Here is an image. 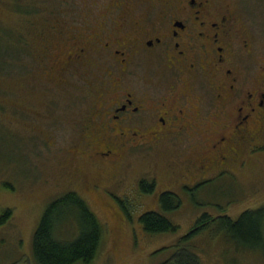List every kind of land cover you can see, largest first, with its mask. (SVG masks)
I'll list each match as a JSON object with an SVG mask.
<instances>
[{
  "label": "flooded vegetation",
  "instance_id": "obj_1",
  "mask_svg": "<svg viewBox=\"0 0 264 264\" xmlns=\"http://www.w3.org/2000/svg\"><path fill=\"white\" fill-rule=\"evenodd\" d=\"M257 2L264 5V0L68 4L86 9L87 16L79 15L73 25L60 18L43 46L46 57L56 58L48 66L50 84L77 87L81 78L89 85L82 136L72 152L86 161L113 158L108 179L114 181L131 151L147 142L154 149L173 141L183 166L168 164L172 177L159 196L174 193L173 184L188 192L220 176L237 180L240 169L264 152V59L258 56L264 23L258 21ZM153 182L158 187V173ZM69 187L113 195L98 184L83 191Z\"/></svg>",
  "mask_w": 264,
  "mask_h": 264
},
{
  "label": "rangeland",
  "instance_id": "obj_2",
  "mask_svg": "<svg viewBox=\"0 0 264 264\" xmlns=\"http://www.w3.org/2000/svg\"><path fill=\"white\" fill-rule=\"evenodd\" d=\"M5 1L0 0V3L9 10ZM57 1L45 2V6L36 10L38 12L27 20L20 17V21L12 18L16 17L13 12L10 17L0 6V23L5 30L11 27L32 39L29 46L37 49L38 54L40 39L39 35H34L55 29L53 21L48 19L56 16L57 7L62 12L59 19L64 17L70 25L76 23L74 19L79 15L87 16L86 9L67 6L73 1L87 0H62L56 7ZM99 1L107 3L108 0ZM257 13L258 21L264 23V5L258 2ZM258 44V56L264 59V39ZM52 52L56 53L54 49ZM50 56L45 59L47 66L56 62V58ZM27 58L22 61L24 68L18 67L16 74L0 75L5 76L0 78V215L4 210L12 211L8 223L0 226V264H34L36 229L49 204L70 191L69 185L77 189L80 185L83 191L85 185L98 184L103 186L102 190L109 187L110 193L113 192L112 196L98 188L82 192L105 228L102 247L92 264H160L173 256L178 238L189 232L204 214L213 218L228 215L235 220L246 210L264 206L263 152L258 154L257 160L252 162L251 159L240 169L237 180L220 176L188 192L173 184L172 190L182 203L165 216L177 226V231L147 234L139 217L151 210L162 212L158 191L168 188L167 178L172 177L168 164H174L178 170L179 165L183 166L176 157L179 146L169 141L149 149V143H144L122 160L123 169L110 181L108 172L113 158L105 162L86 161L80 153L72 152L82 136L85 124L82 113L91 100L87 97L89 85L77 78V87L71 84L56 87L50 84L44 67L31 61L27 63ZM156 74L149 72L151 77ZM194 145L189 144L190 149ZM154 173L159 177L155 195L142 193L139 183L144 178L151 180ZM121 200L127 211L119 206ZM200 244L205 249L200 255L203 264H225L229 258H237L239 264L255 263L252 252L233 254L222 239L207 236Z\"/></svg>",
  "mask_w": 264,
  "mask_h": 264
},
{
  "label": "trees",
  "instance_id": "obj_3",
  "mask_svg": "<svg viewBox=\"0 0 264 264\" xmlns=\"http://www.w3.org/2000/svg\"><path fill=\"white\" fill-rule=\"evenodd\" d=\"M45 2L49 0H6L5 4L9 10L1 3L0 6L10 13V17L13 12L16 17L12 18L20 21V17L27 20L30 15L38 12L36 10L45 6ZM61 2L62 0H58L56 7ZM56 11V16L48 19L53 21L52 23L60 20L59 16L62 12L59 7ZM37 35L40 39L38 54L37 49L29 46V41L32 39L29 40L20 30L13 31L11 27L5 30V26L0 23V75L16 74L18 67L24 68L22 61L26 57H28L27 63L29 61L38 63L39 66L44 67L43 70L47 75L50 74L52 69H48L46 65L43 46L44 42L50 39L47 38L49 32L47 30L43 34L38 32L34 37ZM139 184L142 193L155 195V183L150 184V179L144 178ZM157 197L162 212L151 210L141 214L139 221L143 230L150 235L176 232L177 226L165 214L176 211L181 206V198L171 192ZM122 201L119 206L124 210ZM125 210L127 211L126 208ZM11 216V210H4L0 215V226L7 224ZM104 229L82 193L68 191L54 199L41 218L33 238V262L34 264H92L102 247ZM207 236L222 239L233 254L245 255L244 252H252V260L255 262L252 264H264V206L246 210L235 220L228 215L213 218L207 213L204 214L189 232L178 238L174 245L173 256L160 264H203L200 255L205 249L200 243ZM224 262L239 264L237 258H229Z\"/></svg>",
  "mask_w": 264,
  "mask_h": 264
}]
</instances>
